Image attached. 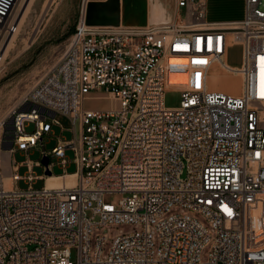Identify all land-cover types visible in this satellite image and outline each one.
Segmentation results:
<instances>
[{
	"label": "built area",
	"instance_id": "obj_1",
	"mask_svg": "<svg viewBox=\"0 0 264 264\" xmlns=\"http://www.w3.org/2000/svg\"><path fill=\"white\" fill-rule=\"evenodd\" d=\"M19 1L0 0V33L15 31ZM86 5L5 128L10 155L42 144L45 173L19 174L33 168L27 158L13 161L9 183L0 176V264H264V0H245L233 21L208 20L206 0H176L171 22L144 26L88 24ZM233 44L240 67L225 60ZM214 64L239 92L210 87ZM95 90L120 107L86 108ZM168 90L181 92L179 106H166ZM57 114L74 137L47 150ZM51 157L75 185L33 187L58 176ZM107 193L124 196L114 204Z\"/></svg>",
	"mask_w": 264,
	"mask_h": 264
},
{
	"label": "rangeland",
	"instance_id": "obj_2",
	"mask_svg": "<svg viewBox=\"0 0 264 264\" xmlns=\"http://www.w3.org/2000/svg\"><path fill=\"white\" fill-rule=\"evenodd\" d=\"M83 0H20L15 7L12 19L15 21L16 29L10 34L0 33V176L6 175L11 167V160L7 157L8 152L3 146L2 140L6 133V125L10 120V113L24 98V96L44 77V75L56 64L66 50L68 38L74 31L80 10H70L78 2L82 5ZM64 4L65 9L62 10ZM185 16L184 9L181 17ZM225 60L230 66L240 67L243 63V47L233 44L228 48ZM216 68V69H215ZM217 71V67L210 70V74ZM179 78V79H178ZM171 76L177 82H185V75L182 77ZM185 86V84H179ZM210 87L213 89H225L233 92L241 90L240 80L235 77L220 78L217 74L210 76ZM181 92L179 90H168L165 93V104L167 107H177L181 104ZM121 103L112 100L106 93L95 90L85 101V107L90 109H117ZM60 125H54L51 139H45V148L51 150L58 142L56 137L61 139H72L74 137L73 124L71 120L62 114L56 117ZM6 122L3 127L2 123ZM27 131L34 129V124L27 125ZM63 131V132H62ZM42 144L32 149L26 156L18 150L15 153V160L21 162L29 158L33 161V168L21 166L19 174L26 175L32 172L33 175H44L43 166L35 165L41 160ZM67 159L71 162L67 166L68 172L76 170L73 161L75 152L67 150ZM53 173L56 175L64 173L63 166L51 157ZM43 179H37L33 183L34 188H41L44 185ZM21 189H27L29 184L25 180L16 183ZM120 193H107L105 200L118 204L123 198ZM76 256L75 250L72 258Z\"/></svg>",
	"mask_w": 264,
	"mask_h": 264
},
{
	"label": "crops",
	"instance_id": "obj_3",
	"mask_svg": "<svg viewBox=\"0 0 264 264\" xmlns=\"http://www.w3.org/2000/svg\"><path fill=\"white\" fill-rule=\"evenodd\" d=\"M88 1L101 3L104 1H108V0H85L87 4H88ZM206 2H207V19L210 21H233V20H240L245 16V0H206ZM61 9L62 10L65 9L64 4L62 5ZM80 9H81L80 2H78L77 5L74 4L73 8H70V10H73L74 12H78ZM119 9L121 13V21H124V22L126 21V14L129 12H136V13L140 12L141 18L138 16V18L136 17L133 20H135L136 23L139 22V23L149 24L150 21L156 19V15L158 14H162V16L164 15L169 16V14L175 15L177 6H176V0H119ZM214 67H217V71L211 72L210 76L212 74L219 75L220 67L217 64L210 66L209 72ZM17 151L18 150H16V152ZM16 152L11 153L10 155V159L12 163L11 167L12 166L15 167L13 161L15 160ZM11 167H10V170H11ZM10 170H9V173H10ZM48 175L49 177L67 176V175H64V173L59 174L58 176H54L51 174H48ZM47 180L44 182L47 183ZM18 182H15V185Z\"/></svg>",
	"mask_w": 264,
	"mask_h": 264
},
{
	"label": "water",
	"instance_id": "obj_4",
	"mask_svg": "<svg viewBox=\"0 0 264 264\" xmlns=\"http://www.w3.org/2000/svg\"><path fill=\"white\" fill-rule=\"evenodd\" d=\"M174 14H169L167 18L163 20H152L149 24H160L168 23L174 19ZM86 22L88 24L95 25H127L124 24V21H121V13L119 9V0H108L101 3L89 2L86 8ZM124 22V23H123ZM147 23H142L140 25L134 26H144ZM45 165H48L49 158L46 156L43 159ZM48 174H51V171H47Z\"/></svg>",
	"mask_w": 264,
	"mask_h": 264
},
{
	"label": "bare ground",
	"instance_id": "obj_5",
	"mask_svg": "<svg viewBox=\"0 0 264 264\" xmlns=\"http://www.w3.org/2000/svg\"><path fill=\"white\" fill-rule=\"evenodd\" d=\"M89 2L90 1H88V3ZM86 8H87V5H86ZM138 16L141 18V13L140 12L139 13L129 12V13L126 14L125 23L124 22L123 23L127 24V25H140L142 23H139V22L136 23V21L133 20L136 17L138 18ZM165 18H167L166 15L162 16V14H158V15H156V19H154V18L153 19L156 20V21H159V20H163ZM0 59H1V57H0ZM7 157L10 158V153H8ZM8 173L5 175V181L7 183L10 182V178H9V174ZM75 183H76V176L75 175H67L65 177H49L46 184H47L48 187H58V186H62L63 184H66L68 186H72V185H75Z\"/></svg>",
	"mask_w": 264,
	"mask_h": 264
}]
</instances>
